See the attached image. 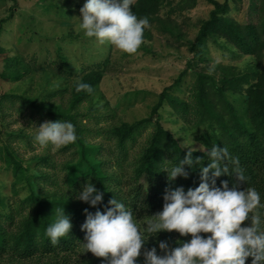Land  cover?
<instances>
[{
	"label": "trees",
	"instance_id": "16d2710c",
	"mask_svg": "<svg viewBox=\"0 0 264 264\" xmlns=\"http://www.w3.org/2000/svg\"><path fill=\"white\" fill-rule=\"evenodd\" d=\"M172 1L136 0L131 7L138 18L147 17L149 23H159L163 30H172L164 26L160 15L163 6ZM191 1L195 3L197 0ZM206 1L214 9L209 18L200 23L196 39L185 41L193 53L188 68L195 70L200 67L199 64L208 62L206 56L209 43L218 44L217 41L222 39L234 48L231 52L235 56H252L256 61L255 69L218 79L215 75L206 74L205 69L201 68L194 72L195 81L188 92L191 100L180 99L174 94L180 89L186 73L184 72L174 84L158 94V100L148 117L133 123L120 122L109 130L98 131L99 135H106L107 140L115 143V148L110 150L107 157L103 155V144L87 141L85 135L90 131L79 126L76 113L71 110H75L84 101H92L105 76L104 65L109 59L80 80L92 86L94 91L91 94L86 91L77 92L78 83L74 84L70 111L56 108L44 99L46 96L53 97L59 91H66L65 89L51 90L37 99L2 95L4 99L21 98L29 108L42 116H53L57 120L72 122L77 140L70 144L75 147L74 160L65 165L66 177L62 181L57 179L58 182L53 181L54 177L50 173L41 171L42 167L47 168L50 165L48 158H33L32 162L39 170L32 173L30 168L23 166L22 160L9 144L0 146V155L8 170L28 190V195L20 202L0 197L2 208L11 207L0 214V264H4L2 261L6 254L14 255L11 258H17L19 264L34 260V264H108L104 258L86 252V232L81 230L86 221L84 210L88 209L92 213L97 210L105 211L106 207H110L109 200L116 198L133 213L134 219L141 226L151 216L163 210L166 190L183 187L187 191L199 186L201 168L210 163L207 150L213 145L227 147L231 157L238 158V167L246 178V181L240 182L234 173L221 175L215 178L216 186L222 187V181H228L230 188H255L261 197V207L257 212L262 220L261 227L264 228V0H258L257 22L248 24L229 16L231 3L239 0ZM190 9L191 6L185 7V11ZM174 37L181 39L179 36ZM5 69L2 77L7 81H20L28 73L17 58H7ZM166 107L170 109L171 121L181 123V130L203 147L201 150L193 149L192 166L184 165L187 178L178 176L175 180H170L168 172L165 171L177 166L188 152L181 139L164 126L162 112ZM151 126L153 131L141 144L144 132ZM14 135L7 134L6 137ZM137 148L139 151L135 155L131 154V150ZM197 157L202 158L201 164L195 163ZM234 167L236 165L230 162V171ZM115 168L120 171L129 170V175H120L115 172ZM211 179L209 173V183ZM88 182L104 193L103 202L96 207L77 198ZM44 185H49L52 190L44 192ZM16 186L15 183L14 190ZM63 208L65 214L70 216L73 227L69 234L53 245L46 235V229L56 220L55 209ZM246 226H251L250 219L242 225ZM201 235L207 238L211 234ZM145 239L144 249L136 264H146L143 252L153 247L156 248L157 255L164 256L166 253L159 247L161 241L168 242L169 248H175L180 243L190 242L192 236H181L176 231H161L150 236L145 233ZM246 264H252V257L247 258Z\"/></svg>",
	"mask_w": 264,
	"mask_h": 264
},
{
	"label": "rangeland",
	"instance_id": "374dc122",
	"mask_svg": "<svg viewBox=\"0 0 264 264\" xmlns=\"http://www.w3.org/2000/svg\"><path fill=\"white\" fill-rule=\"evenodd\" d=\"M85 3L86 0H0V146L9 144L23 166L30 168L32 173L39 170L35 168L33 158H48L50 165L42 167L41 171L50 173L53 181H62L66 177L65 165L70 164L76 155L75 147L68 144L56 148L51 143L41 146L35 140L38 127L46 121L62 119L42 116L29 108L21 98L4 99L2 95L37 99L51 90L65 89L44 99L56 108L70 111L74 84L109 59L104 65L105 76L92 101H84L71 110L76 113L79 126L90 131L85 135L87 141L103 144V155L107 157L110 150L115 148V143L107 140L106 135H99L98 131L109 130L120 122L133 123L148 117L158 100V94L174 84L184 72L180 89L174 94L180 99L191 100L188 92L195 81L194 72L201 68L218 79L255 69L256 61L252 56H235L231 52L234 48L222 39L217 41L218 44L209 43L208 62L199 64L200 67L195 70L188 68L193 53L185 41L196 39L200 23L207 20L214 9L206 0L195 3L191 0H173L163 6L160 11L163 24L172 30H163L161 24L150 23V27L144 31V43L135 54L125 53L110 43L101 44L95 37L85 36L80 28V9ZM231 4L230 17L243 24L257 22L258 0H239ZM189 6L191 9L185 11V7ZM174 36L181 39L177 40ZM7 58L21 60L22 67L28 71L20 81H7L2 77ZM169 111L166 107L162 112L164 126L176 134L186 148L203 149L200 143L181 130V123L171 121ZM152 131L151 126L144 132L141 144ZM7 134L15 135L6 137ZM133 151L131 154L135 155L139 148ZM115 172L129 175V170L115 168ZM15 183L17 186L14 190ZM51 188L44 185L43 191H51ZM27 195L28 190L15 179L0 155V197L20 202ZM10 208L0 206V214ZM147 221L141 224L142 228L146 227ZM11 256L14 255H4L2 262L19 264L18 259ZM34 262L28 261L26 264Z\"/></svg>",
	"mask_w": 264,
	"mask_h": 264
},
{
	"label": "clouds",
	"instance_id": "9594fccd",
	"mask_svg": "<svg viewBox=\"0 0 264 264\" xmlns=\"http://www.w3.org/2000/svg\"><path fill=\"white\" fill-rule=\"evenodd\" d=\"M133 3L134 0H86L80 9V28L88 38L95 37L101 44L107 42L125 53L135 54L144 43V31L150 23L147 17L138 18L133 13ZM76 91L91 94L94 90L91 85L78 82ZM38 129L35 140L41 146L51 143L59 148L77 140L71 122L46 121ZM193 152L188 148L177 166L165 170L170 180L188 177L184 165H193ZM207 156L210 163L201 168L199 186L187 191L183 187L166 190L163 210L151 216L146 227L142 228L133 213L116 198L109 200L110 207L105 211L92 213L85 209L86 221L81 230L86 232V252L104 258L108 264H136L147 240L145 233L150 236L161 231H176L181 236L191 234L192 239L175 248H169L168 242L161 241L159 247L166 254L157 255L155 247L145 250L146 264H246L248 257H252V264H264V228L257 212L261 207L259 192L253 187L245 190H239L238 186L230 188L228 181H222V187H217L215 178L221 175L234 173L240 182L246 178L238 167V158L233 159L227 147L213 145L207 150ZM201 162L202 158L195 159L196 164ZM230 162L236 165L232 171ZM103 197L104 193L88 182L77 198L96 207L103 202ZM55 212V222L46 229L53 245L73 227L64 208L55 209ZM249 219L251 226L242 227ZM201 233L211 235L205 238Z\"/></svg>",
	"mask_w": 264,
	"mask_h": 264
}]
</instances>
